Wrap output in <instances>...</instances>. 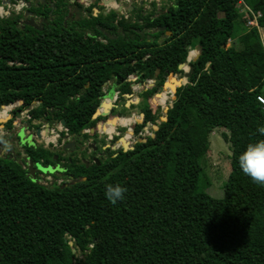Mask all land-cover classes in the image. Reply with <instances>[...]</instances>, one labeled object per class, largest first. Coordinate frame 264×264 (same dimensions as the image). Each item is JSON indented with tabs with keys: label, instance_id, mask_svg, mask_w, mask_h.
<instances>
[{
	"label": "trees",
	"instance_id": "obj_1",
	"mask_svg": "<svg viewBox=\"0 0 264 264\" xmlns=\"http://www.w3.org/2000/svg\"><path fill=\"white\" fill-rule=\"evenodd\" d=\"M23 1L41 18L42 29L21 23L22 13L0 17L3 121L11 105L21 102L14 118L27 111L36 130L65 120L68 131L61 137L68 134L84 147L98 143L97 129L112 135L129 119L120 140L127 146L137 119L126 115L130 109L123 106L100 122L94 118L105 83L112 82L124 99L134 84L156 79L140 96L144 122L136 125L138 134L157 125V108L168 96L165 91L152 98L168 78L184 74L181 64L194 71L178 88L167 121L132 150L108 148L100 165L88 159L87 167L73 154L59 167L55 157L64 158L53 145L26 147L27 161L0 155V264H264V185L238 165L245 146L264 139L257 99L264 91V42L256 27L245 26L241 0H172L160 11L156 2L147 10L134 0L128 18L112 9L88 21L78 20L72 8L91 12L102 0L87 8L80 0ZM244 1L262 13L264 29V0ZM164 26L166 31L158 30ZM198 45L202 52L193 60ZM13 125L10 120L6 127ZM218 128L228 131L223 137L232 151L220 199L208 193L203 166ZM7 142L0 136V145ZM29 160L59 170L68 182L42 185L40 172L34 179L28 171ZM55 170L49 173L57 179ZM108 184L126 188L123 199L110 202L104 195Z\"/></svg>",
	"mask_w": 264,
	"mask_h": 264
},
{
	"label": "rangeland",
	"instance_id": "obj_2",
	"mask_svg": "<svg viewBox=\"0 0 264 264\" xmlns=\"http://www.w3.org/2000/svg\"><path fill=\"white\" fill-rule=\"evenodd\" d=\"M73 3L76 2L75 0H71ZM93 1V0H92ZM103 1V0H102ZM140 4H144V7L147 10H151V2H156L157 3V10L160 11L163 8L168 7L172 0H143L144 3H142V0H139ZM105 2V0L103 1ZM134 3V0H130L129 2H121V1H117L118 6H123L124 9L120 12H124L125 14H128L129 9L128 7L131 6ZM10 4V3H9ZM2 4H0L1 6ZM13 8V10L10 11V13L8 12L7 14H5V17L11 16L12 13H22L24 18L21 20V23H33L35 25H37L38 27L41 26L42 24V20L39 17L34 16L32 13L28 12L26 10V6L25 8H19L18 7H14V5L10 4ZM116 5H110V6H104V3H100V8H95L92 6L91 8V12H88L86 10H84L83 8H81L79 5L76 4V7L71 11L73 12H77V17L78 20L80 19H87L91 20L93 16L98 15L101 12H105L112 10V9H116L118 7H115ZM8 11V9H6ZM124 14V15H125ZM129 15V14H128ZM234 42V41H233ZM196 51V50H195ZM197 52V51H196ZM189 66H187L186 70L188 71ZM185 74V71H184ZM183 73L178 74V75H174V78L179 81V82H183V79L185 78ZM172 79L169 77L168 80L166 81V83L171 82ZM140 88V92L143 91V87H139ZM147 88V86H146ZM168 90V91H167ZM106 91V97L103 99L102 102V106L100 108V113L99 116L97 117L96 121L100 122L101 120H105L110 116H116V113L120 110H122L123 106H126L127 104L129 106H131L130 111L128 110L127 112V116L128 117H133L136 116L137 119L134 121V128L132 130V136L129 140L130 144L133 145V142L136 140H139V138L142 136H146V135H151L152 130H153V125L154 124H149L142 132L140 133H136L135 132V124H141L144 122V118H143V114L141 113V97L139 96V91H136L135 93H133L131 98H128L127 95L124 97V99H119V96L117 94V92L115 93V87L113 86L112 82H109L105 88ZM167 92L168 93V99L166 104L160 105L157 108V112H158V117L155 119V123H160L161 122V118H163L165 116V109L167 106H171L172 102L174 100V92L169 88L166 87L162 92ZM138 97L139 99L137 101H134V98ZM156 98V95L154 96V99ZM140 102V103H139ZM109 103V105L107 104ZM22 103L21 102H16L14 105H11V110L9 111V117L6 118L4 121L3 119L5 118V114L2 113L0 115V136H2L3 138H5L6 140H8L7 144L5 145H0V155H5V154H12L14 158H16L18 161H25L26 158V147L33 145L31 143L34 142L35 144H39V145H43L45 148H50V145H53V148L57 149V153L60 154L63 157H73L74 152H77L76 149H73L71 147V142L75 141L74 138L71 137H61V133H60V137H56L54 134H57V132H55L53 134V131H58V125L59 123H55L51 126L52 128V133L49 134V136L46 135L45 133V124H42L41 129L42 130V135L43 138L39 139L38 135H37V130L32 128L29 123H28V115H27V111H23V112H18L17 117L14 118V114L13 111L16 110V108L18 106H20ZM152 106V102L150 103ZM106 105H108V108H104ZM134 106V108H133ZM1 112L4 111V108L0 109ZM20 114V116H19ZM118 116V115H117ZM10 120H14V125L12 129H8L6 127L7 123ZM127 129L118 125L114 131L112 132V135H108L104 132H101L100 129H97V134H98V143H93L92 141H90V143L95 144L97 147H99L98 149L101 150L102 147L107 146L108 144L110 146V148H112L114 145L121 147L120 144V140H122V137L126 134ZM224 133H228V131L224 128H218L216 129L211 137H210V150L207 154V156L204 158L203 160V166L204 169L207 173V176L210 180V187L208 188V193L213 196L214 198L220 199L224 197V186L225 183L228 181L229 179V175L232 171V166H231V156H232V151H231V147L230 144L228 142H226V140L223 137ZM112 137V139H110ZM115 137H117V139H115ZM54 138V139H53ZM47 139H50L49 141H47ZM103 140L106 141V143H103ZM113 140V142H112ZM76 142V141H75ZM89 143V142H88ZM82 147V150H86V146L87 144ZM77 144V143H76ZM56 145V146H55ZM89 149H87V159L90 157H92V151L94 149V147H88ZM74 150V151H73ZM109 152V151H108ZM107 152V153H108ZM18 154H20L21 156H18ZM97 157V155H95ZM78 159L83 160V156L78 154L77 155ZM99 158V157H98ZM100 159V158H99ZM58 165L59 167L62 166V164L65 163V158L64 159H58ZM27 161V160H26ZM29 166V164H28ZM38 170L42 173H44V182L49 186L52 185L53 183L56 184H63L65 182H68V180L62 176L61 172L59 170H55V174L57 175V179H55L49 172H51L52 170H54V168H51V171H49V169H44L42 166L38 165ZM42 173H40V178L42 177ZM47 178L51 179L48 180ZM61 182V183H60ZM81 257V255H79Z\"/></svg>",
	"mask_w": 264,
	"mask_h": 264
},
{
	"label": "water",
	"instance_id": "obj_3",
	"mask_svg": "<svg viewBox=\"0 0 264 264\" xmlns=\"http://www.w3.org/2000/svg\"><path fill=\"white\" fill-rule=\"evenodd\" d=\"M22 1H23V0H22ZM115 1H117V0H115ZM8 2H9V1H8ZM24 2H25V1H24ZM141 2L143 3V0H142ZM0 3H1V2H0ZM25 3H26V2H25ZM132 8H133V7H132ZM132 8H131V9H132ZM117 9H118L119 12H121V11L124 9V7H123V6H118ZM131 9H130V10H131ZM27 24H30V25L34 26L35 28L42 29V28L38 27L37 25H35V24H33V23H27ZM166 29H167V28H166L165 26H164V27H159V28H158V30H160V31H166ZM167 35L171 36L172 33H171L170 31H168V32H167ZM114 38H116V37H114ZM195 50L197 51V54L195 55V57L193 58V60H197V59L200 57L201 52H202V46H201V45H198V46L196 47ZM188 61H189V60H188ZM189 62H190V61H189ZM187 66H189V65L181 64V65L179 66V69H180V70H184V71H185L184 76H185L186 82H179V81H177V80L174 78V75H173V76L170 77V78L172 79V81L169 82V83H165V85H164V89H165L166 87H169V88H171V90L174 92V100L176 99L175 94L177 93L178 88L181 87V86H183V85H186V84L188 83V79H189V78L192 76V74H193V71H194L193 66H189V67H188V69H189L188 71L186 70V69H187V68H186ZM159 73H160V69L157 70L155 77H157V76L159 75ZM107 84H108V82L105 83V86H107ZM155 84H156V79H155V78H154V79H149V80H147L145 83L143 82V83H139V84H134V87H133L134 93L136 92V90H135L136 87H143V88H145V90H146V89L149 90L150 88L154 87ZM146 86H147V88H146ZM142 94H143L142 91L139 92V96H141ZM160 94H161V93L157 94L156 96H158V95H160ZM132 96H133V95H127L128 98H131ZM152 100H154V98H152ZM140 102H142V99H141ZM140 102H139V103H140ZM101 106H102V105H101ZM4 107H7V106H3V108H4ZM126 107H127L128 109H131V106H129L128 104L126 105ZM170 107H171V106H167V107H166V109H165V116H164L163 118H161V122H165V121H167V119H168V118H167V114H168V111H169ZM99 111H100V109L96 112L94 118H97V117L99 116V113H100ZM129 111H130V110H129ZM19 116H20V114H19ZM143 118H144V116H143ZM161 122H160V123H161ZM160 123H158V124H160ZM37 124H41V121H39ZM158 124H157V125H153V128H154V129H157V128H158ZM60 125H62L63 127H65V126H66V121H65V120H62V121L59 123L58 128H60ZM136 125H137V123L135 124V127H136ZM51 126H52V125H51L50 123H46V125H45V133H46L47 136H49V134L52 133V128H51ZM85 132H88V130H86ZM37 135H38V138H39V139H42V138H43L42 130H41V129H37ZM110 139H112V137H111ZM142 141H143V139L136 140V141L133 142V145H131L130 142H128V145H127V146H126V145H123V144L121 143V141H120V146H121V147L118 148V146L114 145V146L112 147V149H113V150H119V149H122L124 152H127V151H129V150H132V149L134 148V145H135L136 143H138V142H142ZM31 143L34 145V142L31 141ZM70 145H71V147H72L73 149H76V148H77V144H76L75 141L71 142ZM89 147H94V150H97V149H98V147H97L95 144H93V143H90V144H89ZM108 147H110V145H109ZM73 151H74V150H73ZM80 151H83V150L80 149ZM79 154H80V152H79ZM56 158H58V156H57ZM96 161H97L98 165L101 164L98 158H96ZM84 162L87 164V167H88V166H89V161H88V160H85ZM28 171L30 172V174L32 175V177L35 179V178H36L37 171H38V167L35 166V164H34V162H33L32 160H29ZM84 179H85V178H81L79 181H82V180H84ZM75 183H76V181H72V184H75ZM70 245L73 246V245H74V241H70ZM77 252H78L77 249H76V248H73V253H74V254H77Z\"/></svg>",
	"mask_w": 264,
	"mask_h": 264
},
{
	"label": "clouds",
	"instance_id": "obj_4",
	"mask_svg": "<svg viewBox=\"0 0 264 264\" xmlns=\"http://www.w3.org/2000/svg\"><path fill=\"white\" fill-rule=\"evenodd\" d=\"M261 136H264V126L258 128ZM240 170L249 176L254 182L264 185V139H258L248 143L238 155ZM126 188L120 184H108L104 195L112 203L123 199Z\"/></svg>",
	"mask_w": 264,
	"mask_h": 264
},
{
	"label": "built area",
	"instance_id": "obj_5",
	"mask_svg": "<svg viewBox=\"0 0 264 264\" xmlns=\"http://www.w3.org/2000/svg\"><path fill=\"white\" fill-rule=\"evenodd\" d=\"M80 1L83 3L85 8H87V7H89L91 5L90 0H80ZM117 1L111 0L110 3H108V4L105 3V6L116 5L115 7H118ZM120 1L126 3V2H129L130 0H120ZM9 3L10 2H8V1H2L0 3V4H2L0 6V17H5L4 16L5 14H7L8 12L10 13V11L13 10L12 6L10 5L12 3H10V4ZM240 4H241V12L244 14L245 26L247 28H249V29H252V28L256 27L258 29V31L260 32L262 41L264 42V29L260 26V24L258 22L259 19L262 17V13L260 11H254L244 0H241ZM12 5H14V7H18L19 6V8H25L26 3L24 1H21L19 3L12 4ZM6 9H8V11ZM122 14H125V13L122 12ZM128 16H129L128 14H125V17L128 18ZM232 43H233V41L230 40L229 43H228V46L231 45ZM257 99H258V102L261 104L262 111L264 113V91H263L262 94L258 95ZM28 118H30V117L28 116ZM63 131L67 132L68 129L66 127H60L58 131L54 130L53 134L55 132H57V134H54V135L56 137H60V133H62ZM66 136H68V134ZM47 179L51 180L49 178H47ZM44 181H45L44 180V175L42 174V177L39 179V182L42 185L48 186Z\"/></svg>",
	"mask_w": 264,
	"mask_h": 264
},
{
	"label": "flooded vegetation",
	"instance_id": "obj_6",
	"mask_svg": "<svg viewBox=\"0 0 264 264\" xmlns=\"http://www.w3.org/2000/svg\"><path fill=\"white\" fill-rule=\"evenodd\" d=\"M26 7H29L27 4H26ZM40 27V26H39ZM135 90L136 91H139L140 92V88L139 87H136L135 88ZM145 89H143V91H144ZM147 90V89H146ZM142 91V92H143ZM166 93V92H165ZM118 94V93H117ZM168 96V95H167ZM139 98L138 97H135L134 98V101H137ZM134 117V116H133ZM133 117L132 118H130V120H132L133 119ZM129 119H125L124 120V123H121L120 124V126H122V127H124V128H126V126L128 125V123H129V121H128ZM54 139V138H53ZM77 143V142H76ZM89 144L90 143H88L87 144V146H86V148H88L89 147ZM109 146V144L107 145V146H104V147H102L101 148V150H99V149H97V150H94L93 149V151H92V157H90V159H91V161H96V158H106L107 157V152H108V148H110V147H108ZM110 146H111V144H110ZM99 148V147H98ZM80 149H82V147H80L78 144H77V148H76V150H77V152H74V154H76V155H78L79 154V152H80V155H82L81 153L83 152V151H80ZM95 155H97V157L95 156ZM57 157V156H56ZM55 157V160L56 161H59L58 159H61V157H59L58 156V158H56ZM63 158H66V157H63ZM69 159H70V161H72V158L71 157H68ZM98 158V159H99ZM89 159V158H88ZM87 158H83V160L82 161H85V160H88ZM44 168V167H43ZM45 169V168H44ZM55 170V169H54ZM37 172H40L39 170L37 171ZM40 173H42V172H40ZM42 174H44V173H42Z\"/></svg>",
	"mask_w": 264,
	"mask_h": 264
},
{
	"label": "crops",
	"instance_id": "obj_7",
	"mask_svg": "<svg viewBox=\"0 0 264 264\" xmlns=\"http://www.w3.org/2000/svg\"><path fill=\"white\" fill-rule=\"evenodd\" d=\"M95 1H96V0H93V1L90 0L91 5H93ZM103 1H104V0H103ZM103 1H102V3H104V6H105V2H103ZM152 2H153V1H152ZM131 8H132L131 6L128 7L129 10H130ZM106 12H108V11H106ZM115 93H116V91H115ZM66 137H68V136H66Z\"/></svg>",
	"mask_w": 264,
	"mask_h": 264
},
{
	"label": "bare ground",
	"instance_id": "obj_8",
	"mask_svg": "<svg viewBox=\"0 0 264 264\" xmlns=\"http://www.w3.org/2000/svg\"><path fill=\"white\" fill-rule=\"evenodd\" d=\"M188 60H189V61H191V60H192V56H191V55L188 57ZM170 89H171V88H170ZM167 91H168V90H167ZM165 94H166V95H168V93H167V92H166Z\"/></svg>",
	"mask_w": 264,
	"mask_h": 264
}]
</instances>
